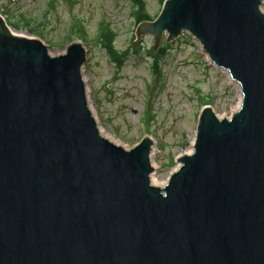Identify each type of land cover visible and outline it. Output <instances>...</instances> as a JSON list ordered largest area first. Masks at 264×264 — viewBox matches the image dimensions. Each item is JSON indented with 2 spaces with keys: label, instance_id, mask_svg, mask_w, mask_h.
<instances>
[{
  "label": "water",
  "instance_id": "water-1",
  "mask_svg": "<svg viewBox=\"0 0 264 264\" xmlns=\"http://www.w3.org/2000/svg\"><path fill=\"white\" fill-rule=\"evenodd\" d=\"M264 0H166L136 37L190 33L242 91L199 116L165 187L152 142L103 138L73 42L53 56L0 14V264H264Z\"/></svg>",
  "mask_w": 264,
  "mask_h": 264
},
{
  "label": "rangeland",
  "instance_id": "rangeland-1",
  "mask_svg": "<svg viewBox=\"0 0 264 264\" xmlns=\"http://www.w3.org/2000/svg\"><path fill=\"white\" fill-rule=\"evenodd\" d=\"M143 1L149 22L156 21L166 1ZM136 11L132 0H0L10 30L42 40L53 56L73 42L84 45L83 77L99 128L126 149L151 138L154 182L160 185L177 170L178 158L193 152L203 107L230 119L240 110L242 92L190 33L172 42L165 34L157 50L152 36L137 39ZM102 24L112 27L116 49L126 53L121 68L95 41Z\"/></svg>",
  "mask_w": 264,
  "mask_h": 264
},
{
  "label": "trees",
  "instance_id": "trees-1",
  "mask_svg": "<svg viewBox=\"0 0 264 264\" xmlns=\"http://www.w3.org/2000/svg\"><path fill=\"white\" fill-rule=\"evenodd\" d=\"M134 3V6L137 8V11L134 14V18L136 23L139 25L142 22H147L152 20L151 17L148 15L144 1L143 0H132ZM163 3L166 0H162ZM101 29L100 32L96 38L97 44L101 45L103 49L108 53V55L112 58V60L118 65V68H121L123 63L126 60V53L120 52L116 49V32L112 29V27L108 24H102L100 25ZM163 59L162 55L157 56L155 61V70H159L158 64L159 61Z\"/></svg>",
  "mask_w": 264,
  "mask_h": 264
},
{
  "label": "bare ground",
  "instance_id": "bare-ground-1",
  "mask_svg": "<svg viewBox=\"0 0 264 264\" xmlns=\"http://www.w3.org/2000/svg\"><path fill=\"white\" fill-rule=\"evenodd\" d=\"M21 36V35H20ZM23 36V35H22ZM25 37V36H24ZM28 38H30V37H28ZM30 39H38V38H30ZM228 73V72H227ZM229 74V73H228ZM231 77V76H230ZM239 88V87H238ZM241 89V88H240ZM242 92V91H241ZM240 95H242V93L240 94ZM240 99H241V103H242V100H243V97H241L240 96ZM88 103H89V99H88ZM90 106V105H89ZM241 106H242V104H241ZM241 106H240V108H241ZM97 125H98V123H97ZM99 127V126H98ZM99 131H100V134H101V136L103 137V138H105L106 140H108V141H110L111 143H113V144H117V146H119V144H118V142H114L115 140H113L112 139V137H110L109 135H107L106 134V132L105 131H103L102 129H100L99 128ZM149 138V137H148ZM150 140H151V142L153 141L151 138H149ZM195 141H196V139H195ZM195 141H194V145H193V152H191V153H189V156H191L193 153H194V149H195ZM152 144H153V142H152ZM121 147V146H120ZM152 150H153V146H152ZM151 164H152V162H151ZM180 169V164H179V166H178V168H177V170L176 171H178ZM175 171V172H176ZM154 175V174H153ZM152 175V182H153V184L154 185H157V183H156V181L154 182V176ZM168 183V182H167ZM167 183H164V184H160V185H157V186H159V187H165L166 185H167ZM166 184V185H165ZM162 185V186H161Z\"/></svg>",
  "mask_w": 264,
  "mask_h": 264
}]
</instances>
